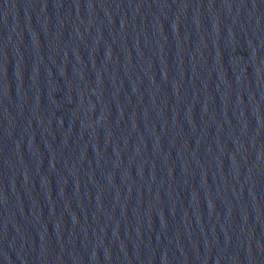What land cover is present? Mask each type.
Here are the masks:
<instances>
[{"label":"water","instance_id":"1","mask_svg":"<svg viewBox=\"0 0 264 264\" xmlns=\"http://www.w3.org/2000/svg\"><path fill=\"white\" fill-rule=\"evenodd\" d=\"M0 264H264V69L210 0H0Z\"/></svg>","mask_w":264,"mask_h":264}]
</instances>
